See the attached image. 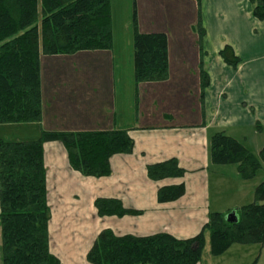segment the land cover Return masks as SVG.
Here are the masks:
<instances>
[{"label":"crops","instance_id":"obj_1","mask_svg":"<svg viewBox=\"0 0 264 264\" xmlns=\"http://www.w3.org/2000/svg\"><path fill=\"white\" fill-rule=\"evenodd\" d=\"M127 3L120 20L119 0H111V49L41 53L40 123L0 124V138L9 140H32L42 129L121 128L129 129L135 141L133 152L112 156V173L105 177L83 175L71 167L63 144L45 143L50 247L61 264H91L87 253L104 228L117 235L193 237L211 212L237 211L251 203L260 183L242 178L237 164L213 163L210 146L218 131L242 143L258 137L262 146L255 153L264 146V19L253 15L250 0H202V44L194 30L196 0ZM134 5L141 32L168 36L167 80L135 81ZM226 45L240 58L238 65L223 59ZM202 59L209 75L204 93ZM170 158L185 169L182 177L148 176L149 164ZM180 183L183 196L159 201L162 186ZM98 197L117 198L140 213L101 217L94 203Z\"/></svg>","mask_w":264,"mask_h":264},{"label":"trees","instance_id":"obj_2","mask_svg":"<svg viewBox=\"0 0 264 264\" xmlns=\"http://www.w3.org/2000/svg\"><path fill=\"white\" fill-rule=\"evenodd\" d=\"M199 14L194 30L202 44L206 35ZM253 15L264 19V0H250ZM135 81L155 82L169 78L168 36L144 33L138 28L134 5ZM113 47L111 0H0V124L40 123L43 118L41 53L72 54L80 50ZM223 59L236 66L240 58L226 45ZM203 57V56H202ZM202 92L209 75L202 59ZM58 141L66 149L71 167L85 176L105 177L112 173L111 158L131 153L135 141L129 129L45 130L32 140L0 138V226L3 264H61L51 251L47 169L44 145ZM215 164H237L242 178L252 179L264 163V146L259 155L224 131L211 137ZM153 180L182 177L185 169L176 158L149 164ZM185 194V184L162 186L159 201H174ZM99 216L139 214L117 198L94 201ZM238 221L228 222L226 213L211 212L201 231L189 238L170 233L117 235L102 229L87 253L91 264H199L207 232L211 253L221 255L233 244L264 243V180L254 200L237 209ZM256 264V260L251 263Z\"/></svg>","mask_w":264,"mask_h":264},{"label":"rangeland","instance_id":"obj_3","mask_svg":"<svg viewBox=\"0 0 264 264\" xmlns=\"http://www.w3.org/2000/svg\"><path fill=\"white\" fill-rule=\"evenodd\" d=\"M115 8L121 20L122 18L125 17V14L127 13L126 10H128L127 0H119L118 7L116 6ZM248 143L250 144L249 145L250 148H252L251 151H253L254 148L258 150V148L262 146L261 139L259 140V138L254 135L252 136V138L250 137V139L247 142L243 141V144L245 146H247ZM253 153L255 152L253 151ZM259 153L260 152H257L255 154L259 155ZM254 179H255L254 182H261L262 180H264V163L257 172V174L255 175ZM2 254H3L2 237L0 231V264H3ZM255 260H256V264H264V243H259V242L247 243V244L235 243L223 254L213 255L211 253L210 235L207 232L206 243L200 264H251Z\"/></svg>","mask_w":264,"mask_h":264},{"label":"water","instance_id":"obj_4","mask_svg":"<svg viewBox=\"0 0 264 264\" xmlns=\"http://www.w3.org/2000/svg\"><path fill=\"white\" fill-rule=\"evenodd\" d=\"M225 219L228 222L235 223V222L238 221L237 213L234 210L233 211H230V212L226 213Z\"/></svg>","mask_w":264,"mask_h":264}]
</instances>
